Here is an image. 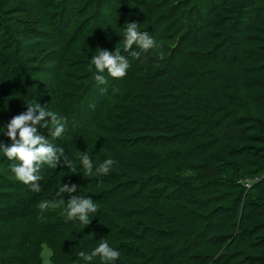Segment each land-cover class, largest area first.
Returning a JSON list of instances; mask_svg holds the SVG:
<instances>
[{
	"label": "trees",
	"instance_id": "trees-1",
	"mask_svg": "<svg viewBox=\"0 0 264 264\" xmlns=\"http://www.w3.org/2000/svg\"><path fill=\"white\" fill-rule=\"evenodd\" d=\"M133 21L156 42L139 58L123 51ZM99 49L127 75L97 85ZM32 101L65 121L59 138L35 127L78 173L44 165L35 192L0 148V264H43L44 248L104 264L78 255L104 240L114 264H264V0H0L3 145ZM81 152L115 164L90 176ZM60 184L93 199L88 225L67 219Z\"/></svg>",
	"mask_w": 264,
	"mask_h": 264
},
{
	"label": "clouds",
	"instance_id": "clouds-1",
	"mask_svg": "<svg viewBox=\"0 0 264 264\" xmlns=\"http://www.w3.org/2000/svg\"><path fill=\"white\" fill-rule=\"evenodd\" d=\"M123 38V51L127 52L133 58H139L142 53L148 52L156 46V42L147 31H140L137 22L126 23ZM136 46L140 51H129ZM91 65L95 68L94 79L97 85L106 83L103 73L107 71L108 75L115 79L123 78L127 75L130 67V61L121 55V51L101 50L97 55L92 56ZM47 118V120H45ZM46 122V123H42ZM51 124L52 138H59L65 134V121L55 112L47 110L38 101H32L27 104V110L10 119L6 125V135L11 140L10 146L3 145L0 142V148L3 154L10 161H18L10 167L14 177L31 187L35 192L41 190L39 181L42 179L40 173L41 167L47 165L50 168H56L58 164L65 165L72 169V173H78L72 166V162L67 159L62 147L55 146L48 136L39 135L35 125L43 124L47 128ZM83 169L88 175L103 176L109 174L115 161L111 158L98 163L94 168V161L89 152H81L79 157ZM63 161V163H62ZM77 185L60 184L57 192L58 197L68 194L69 199L66 202V216L69 221H78L83 225L91 222L92 216L97 213L98 208L90 197H78L74 195ZM59 203L64 204V199ZM49 207L48 201H42L39 204L41 210ZM91 217V218H90ZM79 257L86 262H91L99 257L104 264H114L120 257V252L110 246L107 240L98 244L90 252L81 251Z\"/></svg>",
	"mask_w": 264,
	"mask_h": 264
},
{
	"label": "rangeland",
	"instance_id": "rangeland-1",
	"mask_svg": "<svg viewBox=\"0 0 264 264\" xmlns=\"http://www.w3.org/2000/svg\"><path fill=\"white\" fill-rule=\"evenodd\" d=\"M93 40L94 39L90 36V38H88V40L85 42V48L90 47L91 46V43H93L92 42ZM48 255H49L48 249L47 248H44V250H43V264H50L49 263V256Z\"/></svg>",
	"mask_w": 264,
	"mask_h": 264
},
{
	"label": "built area",
	"instance_id": "built-area-1",
	"mask_svg": "<svg viewBox=\"0 0 264 264\" xmlns=\"http://www.w3.org/2000/svg\"><path fill=\"white\" fill-rule=\"evenodd\" d=\"M249 182V181H248ZM248 184V183H247Z\"/></svg>",
	"mask_w": 264,
	"mask_h": 264
}]
</instances>
